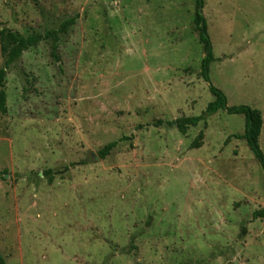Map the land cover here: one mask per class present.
<instances>
[{
	"label": "rangeland",
	"instance_id": "rangeland-1",
	"mask_svg": "<svg viewBox=\"0 0 264 264\" xmlns=\"http://www.w3.org/2000/svg\"><path fill=\"white\" fill-rule=\"evenodd\" d=\"M199 11L208 82L195 0H0V23L23 35L76 16L55 55L41 41L6 72V264H264V218H252L264 207L263 171L232 136L244 115L166 124L204 111L211 84L227 106L261 112L264 154V0H203Z\"/></svg>",
	"mask_w": 264,
	"mask_h": 264
},
{
	"label": "trees",
	"instance_id": "trees-1",
	"mask_svg": "<svg viewBox=\"0 0 264 264\" xmlns=\"http://www.w3.org/2000/svg\"><path fill=\"white\" fill-rule=\"evenodd\" d=\"M196 3V12L194 16V23L198 30V39L203 45L204 57L201 61V72L200 74L206 82L209 81L208 77V66L209 63L213 60V53L211 49V44L209 37L207 35V27L203 16L200 13V8L203 5V0H195ZM76 16H71L65 19L59 24L55 29H48L43 32L35 31L30 34L23 35L17 31L11 30L9 28L3 27L0 23V45L1 51L5 56V60L0 67V112H6V93L4 91V81L6 77V72L8 67L20 58L21 54L29 49L30 47L36 46L38 43L44 40H50L53 49V55H55L54 50L60 35L65 34L70 26L75 23ZM208 90L213 95V100L207 103L204 111L199 115L189 116V117H179L173 120L166 121L167 125L176 126L179 129H184L188 126H195L200 121L206 123V118L209 115L216 113L218 110L222 109L227 113H238L244 115L245 118V130L242 135H232L236 138L243 137L246 139V142L249 148L252 150L256 160L260 164L263 171V184H264V154L258 146V138L262 125L261 112L247 105H238V106H227V99L224 93L214 87L213 85H208ZM160 124V121L157 122ZM158 126V125H157ZM202 136L200 132L197 138L192 142V147L196 148L199 146L198 138ZM128 139L126 136H122L118 140ZM227 140V139H226ZM118 141H111L104 146H102L97 151V156L99 158H104L110 151L113 149ZM252 218H264V207L261 209L254 210L252 212ZM0 264H6L3 256L0 254Z\"/></svg>",
	"mask_w": 264,
	"mask_h": 264
}]
</instances>
